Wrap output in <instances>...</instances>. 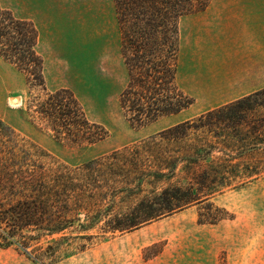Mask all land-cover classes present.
I'll return each instance as SVG.
<instances>
[{
    "label": "trees",
    "instance_id": "trees-1",
    "mask_svg": "<svg viewBox=\"0 0 264 264\" xmlns=\"http://www.w3.org/2000/svg\"><path fill=\"white\" fill-rule=\"evenodd\" d=\"M210 1L113 0L127 74L118 101L131 125L193 103L177 83L178 24ZM38 39L32 20L0 6L1 58L24 74L28 93L39 86L46 95L36 108L26 106L28 114H39L56 138L75 145L104 139L107 130L87 118L70 89H46ZM258 152H264V88L75 166L43 160V150L0 120V248L14 246L50 264L61 253L59 242L76 238L65 235L70 228L87 230L105 219L104 231L129 230L259 178L264 168L242 157ZM144 185L155 189L106 216L110 202L145 191ZM46 238L51 243L44 245Z\"/></svg>",
    "mask_w": 264,
    "mask_h": 264
},
{
    "label": "rangeland",
    "instance_id": "rangeland-1",
    "mask_svg": "<svg viewBox=\"0 0 264 264\" xmlns=\"http://www.w3.org/2000/svg\"><path fill=\"white\" fill-rule=\"evenodd\" d=\"M0 6L37 26L36 50L43 59L46 89H70L87 118L107 130L104 139L91 145L56 138L46 120L37 113L30 116L26 109L36 108L46 98L44 91L36 86L28 93L24 74L0 56V120L43 150L47 154L43 160L79 165L195 118L201 111L192 98L194 104L179 114L144 126L127 121L118 101L127 74L112 0H0ZM242 157L253 168L256 164L264 168V152ZM143 188L110 202L106 216L130 209L153 189ZM104 220L87 230H67L66 236L76 238L59 242L61 253L50 264H264V175L129 230L104 231L100 228ZM87 235L91 237L85 239ZM41 242L46 245L51 239ZM0 264L38 263L10 246L0 248Z\"/></svg>",
    "mask_w": 264,
    "mask_h": 264
},
{
    "label": "crops",
    "instance_id": "crops-1",
    "mask_svg": "<svg viewBox=\"0 0 264 264\" xmlns=\"http://www.w3.org/2000/svg\"><path fill=\"white\" fill-rule=\"evenodd\" d=\"M178 30L177 83L198 115L264 88V0H211Z\"/></svg>",
    "mask_w": 264,
    "mask_h": 264
},
{
    "label": "bare ground",
    "instance_id": "bare-ground-1",
    "mask_svg": "<svg viewBox=\"0 0 264 264\" xmlns=\"http://www.w3.org/2000/svg\"><path fill=\"white\" fill-rule=\"evenodd\" d=\"M16 104H18V103H13L12 105H16Z\"/></svg>",
    "mask_w": 264,
    "mask_h": 264
}]
</instances>
